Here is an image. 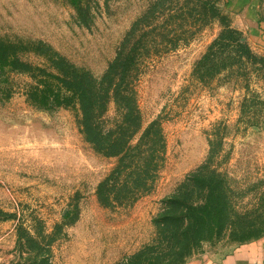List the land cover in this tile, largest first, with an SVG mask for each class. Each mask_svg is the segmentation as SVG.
<instances>
[{
  "label": "rangeland",
  "instance_id": "rangeland-1",
  "mask_svg": "<svg viewBox=\"0 0 264 264\" xmlns=\"http://www.w3.org/2000/svg\"><path fill=\"white\" fill-rule=\"evenodd\" d=\"M228 27L251 54L223 48L202 64ZM130 34V47L142 46L131 80L142 118L134 143L155 121L164 140L155 180L135 201L101 202L118 160L88 141L80 106L36 105L27 97L35 81L7 70L0 264H143L133 257L166 246L156 224L165 202L205 163L225 178L232 220L193 257L264 235V0H0V56L33 67L58 63L101 79ZM126 113L114 98L105 128L117 130Z\"/></svg>",
  "mask_w": 264,
  "mask_h": 264
},
{
  "label": "trees",
  "instance_id": "trees-1",
  "mask_svg": "<svg viewBox=\"0 0 264 264\" xmlns=\"http://www.w3.org/2000/svg\"><path fill=\"white\" fill-rule=\"evenodd\" d=\"M75 4L80 11L82 7ZM132 38L130 34L122 43L117 58L101 79L73 66L57 63L52 72L23 63L17 56H0V80L11 70L35 81L27 91L30 102L56 108L80 106L82 130L88 141L105 156L118 160L111 176L98 189L100 201L107 205H125L148 190L149 183L157 176L158 162L165 148L159 121L152 123L134 143L142 129V118L133 101L131 80L132 68L139 66L138 53L142 46L137 41L131 48ZM237 47L251 54L243 35L228 27L223 31V39L214 44L202 64H207L210 55L223 48ZM114 98L125 106L127 113L117 130H110L105 128L104 114ZM211 168L203 164L189 175L175 196L165 202L166 207L156 221L162 235L161 245H166L161 255L154 257L156 247L152 244L133 258L143 256V264H186L205 242L222 233L223 225L232 220L227 211L230 200L225 178Z\"/></svg>",
  "mask_w": 264,
  "mask_h": 264
},
{
  "label": "crops",
  "instance_id": "crops-1",
  "mask_svg": "<svg viewBox=\"0 0 264 264\" xmlns=\"http://www.w3.org/2000/svg\"><path fill=\"white\" fill-rule=\"evenodd\" d=\"M186 264H264V235L225 254L205 253L191 257Z\"/></svg>",
  "mask_w": 264,
  "mask_h": 264
}]
</instances>
